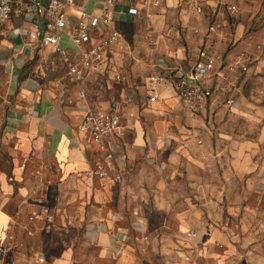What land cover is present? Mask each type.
Instances as JSON below:
<instances>
[{"label":"crops","instance_id":"obj_1","mask_svg":"<svg viewBox=\"0 0 264 264\" xmlns=\"http://www.w3.org/2000/svg\"><path fill=\"white\" fill-rule=\"evenodd\" d=\"M101 1L78 5L98 15ZM158 1H119L121 39L83 81L28 43L23 18L0 30V245L14 234L11 264H264V0ZM63 49L80 61L68 38ZM201 50L218 61L212 100L189 111L164 82L150 103L151 78L188 74ZM89 109L122 116L110 137L125 155L122 184L91 175L98 154L79 132Z\"/></svg>","mask_w":264,"mask_h":264},{"label":"built area","instance_id":"obj_2","mask_svg":"<svg viewBox=\"0 0 264 264\" xmlns=\"http://www.w3.org/2000/svg\"><path fill=\"white\" fill-rule=\"evenodd\" d=\"M120 0H102L101 13L95 15L83 10L78 0H0V30L13 17L23 18L31 27L24 29L22 34L27 37L28 43L39 47L50 48L63 57L68 66V74L74 81H83L86 74L101 71V63L109 49L121 39V33L114 28L116 22L115 8ZM144 6L158 5V0H138ZM194 10L201 16L204 13L203 5L195 3ZM77 10L78 22L72 26L70 18L72 10ZM236 5L228 6L232 14L238 12ZM130 16H138L139 11L130 7L127 12ZM216 14V13H215ZM215 31L210 26L207 36ZM196 34L200 32L195 31ZM68 38L79 53L80 61L71 63L66 57L63 43ZM217 58L207 50L199 51L191 71L188 74H172L169 76L157 75L151 78L154 95L149 97L150 103L159 100L158 85L170 83L178 96L182 99L186 109L197 112L205 107L213 98L214 91L206 86V81L217 71ZM242 73H247L251 63L247 61L239 64ZM231 71L234 68L230 69ZM233 104L234 101H228ZM122 129V116L115 110L105 112L89 109L79 132L86 138L87 146L98 156L91 160V175L101 180L112 181L116 184L124 182L123 163L125 155L113 150L110 137ZM190 237H197L190 233ZM16 238L13 233H7L0 245V264H11L9 256L14 250ZM35 264H50L45 256L36 257Z\"/></svg>","mask_w":264,"mask_h":264},{"label":"rangeland","instance_id":"obj_3","mask_svg":"<svg viewBox=\"0 0 264 264\" xmlns=\"http://www.w3.org/2000/svg\"><path fill=\"white\" fill-rule=\"evenodd\" d=\"M99 264H111V263H109V262H99Z\"/></svg>","mask_w":264,"mask_h":264}]
</instances>
